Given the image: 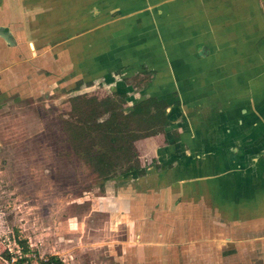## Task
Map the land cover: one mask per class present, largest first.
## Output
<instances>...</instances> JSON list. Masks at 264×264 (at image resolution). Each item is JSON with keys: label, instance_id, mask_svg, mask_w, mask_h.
Masks as SVG:
<instances>
[{"label": "crops", "instance_id": "0c3cea01", "mask_svg": "<svg viewBox=\"0 0 264 264\" xmlns=\"http://www.w3.org/2000/svg\"><path fill=\"white\" fill-rule=\"evenodd\" d=\"M58 79L82 104L126 93L183 118L107 180L135 264H246L264 243V0H0V99Z\"/></svg>", "mask_w": 264, "mask_h": 264}, {"label": "rangeland", "instance_id": "374dc122", "mask_svg": "<svg viewBox=\"0 0 264 264\" xmlns=\"http://www.w3.org/2000/svg\"><path fill=\"white\" fill-rule=\"evenodd\" d=\"M149 78L148 73L113 76L136 88H145ZM57 84L54 92L26 97L11 92L0 99V264H42L55 257L63 264H135L133 252L121 243L128 238L126 223L113 218L121 207L114 198L117 184L98 176L85 147L73 145L66 122H75L96 103L99 109L109 106L99 120L112 125L115 140L125 144L127 138L144 137L148 128L173 129L184 124L183 118L166 120L168 106H153L155 100L131 103L126 93L82 104L68 99L65 80ZM177 92H172L175 100ZM258 246H247L246 264H264V243Z\"/></svg>", "mask_w": 264, "mask_h": 264}, {"label": "trees", "instance_id": "16d2710c", "mask_svg": "<svg viewBox=\"0 0 264 264\" xmlns=\"http://www.w3.org/2000/svg\"><path fill=\"white\" fill-rule=\"evenodd\" d=\"M98 106L100 104L96 103L91 111L82 112L75 122H66V130L73 145L85 147L98 176L108 180L114 176V165L125 159L124 146L132 141V137L125 139V144L116 141L112 125L99 120L102 114L109 111V106L100 109L96 108ZM95 147L101 151L96 156L89 153L90 149ZM42 264H63V262L55 257Z\"/></svg>", "mask_w": 264, "mask_h": 264}, {"label": "flooded vegetation", "instance_id": "af4514ba", "mask_svg": "<svg viewBox=\"0 0 264 264\" xmlns=\"http://www.w3.org/2000/svg\"><path fill=\"white\" fill-rule=\"evenodd\" d=\"M31 46H32V43H31ZM31 48V47H30ZM32 49V48H31Z\"/></svg>", "mask_w": 264, "mask_h": 264}]
</instances>
